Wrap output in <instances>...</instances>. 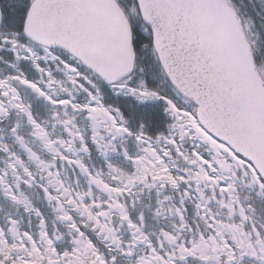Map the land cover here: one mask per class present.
<instances>
[{"label":"snow or ice","instance_id":"obj_1","mask_svg":"<svg viewBox=\"0 0 264 264\" xmlns=\"http://www.w3.org/2000/svg\"><path fill=\"white\" fill-rule=\"evenodd\" d=\"M0 264H264V0H0Z\"/></svg>","mask_w":264,"mask_h":264},{"label":"trees","instance_id":"obj_2","mask_svg":"<svg viewBox=\"0 0 264 264\" xmlns=\"http://www.w3.org/2000/svg\"><path fill=\"white\" fill-rule=\"evenodd\" d=\"M124 101V106L126 107L129 102H131L132 105L138 107L140 110L149 112L153 116L154 124L153 127L150 129V131H156V130H164L166 126V122L168 121L165 111L163 110L162 107L158 104H150V103H145L144 105L142 104H137L135 101H132L129 98L123 97L121 99Z\"/></svg>","mask_w":264,"mask_h":264},{"label":"rangeland","instance_id":"obj_3","mask_svg":"<svg viewBox=\"0 0 264 264\" xmlns=\"http://www.w3.org/2000/svg\"><path fill=\"white\" fill-rule=\"evenodd\" d=\"M120 99H123V97L122 98H120ZM129 99H131L132 101H135V100H133L132 98H129ZM137 104H141V103H139V102H137V101H135ZM145 103H150V104H158V105H160V103H159V101H155V102H145ZM145 103H143L142 105H144ZM160 107H162V105H160ZM163 108V107H162ZM164 110V109H163ZM165 115H166V117H167V119L169 120V117H168V115H167V113L165 112Z\"/></svg>","mask_w":264,"mask_h":264},{"label":"bare ground","instance_id":"obj_4","mask_svg":"<svg viewBox=\"0 0 264 264\" xmlns=\"http://www.w3.org/2000/svg\"><path fill=\"white\" fill-rule=\"evenodd\" d=\"M134 100V98H132ZM146 102H155V101H146ZM141 104L145 103V102H139Z\"/></svg>","mask_w":264,"mask_h":264}]
</instances>
